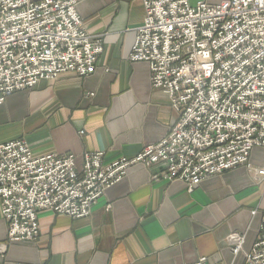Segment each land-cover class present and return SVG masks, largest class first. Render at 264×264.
Returning <instances> with one entry per match:
<instances>
[{
	"label": "built area",
	"instance_id": "2783aa9c",
	"mask_svg": "<svg viewBox=\"0 0 264 264\" xmlns=\"http://www.w3.org/2000/svg\"><path fill=\"white\" fill-rule=\"evenodd\" d=\"M142 23L128 53L145 62L152 88L176 113L168 132L133 157L102 164V152L33 156L24 139L0 144V208L6 242L34 240L37 213L50 210L86 217L102 193L136 164L158 166L154 179L184 183L239 165L251 167L253 148H264V0H140ZM77 0H0V103L40 79L63 72L90 74L102 52L90 35ZM264 176V168L254 169ZM255 211H253L254 213ZM233 258L264 264V213L259 236L243 251L244 235L225 236ZM185 264H220L205 257Z\"/></svg>",
	"mask_w": 264,
	"mask_h": 264
},
{
	"label": "crops",
	"instance_id": "0c3cea01",
	"mask_svg": "<svg viewBox=\"0 0 264 264\" xmlns=\"http://www.w3.org/2000/svg\"><path fill=\"white\" fill-rule=\"evenodd\" d=\"M218 4L224 0H188ZM90 35L101 36L102 52L86 76L63 72L0 103V144L24 139L33 156L102 152V164L135 156L159 141L176 118L167 96L152 88L145 62L128 53L142 23L140 0H77ZM239 165L205 178L188 191L183 182L154 179L158 166H131L91 206L72 219L50 210L37 213L31 241L6 242L0 208V264H243L225 236L244 235L243 251L259 236L264 213V148ZM253 211H255L253 213Z\"/></svg>",
	"mask_w": 264,
	"mask_h": 264
}]
</instances>
